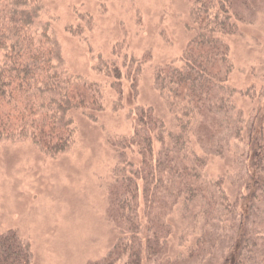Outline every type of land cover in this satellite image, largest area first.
I'll list each match as a JSON object with an SVG mask.
<instances>
[{
  "label": "rangeland",
  "instance_id": "1",
  "mask_svg": "<svg viewBox=\"0 0 264 264\" xmlns=\"http://www.w3.org/2000/svg\"><path fill=\"white\" fill-rule=\"evenodd\" d=\"M45 2L65 69L103 83L104 110H73L74 142L53 158L31 140L0 142V231H18L31 264H233L237 230L264 232V0H214L211 14L225 6L234 33L217 46L226 61L207 50L221 99L208 106L203 95L192 114L171 105L156 76L184 64L197 0ZM100 61L120 70L117 90ZM142 111L165 128L152 134L147 185L138 179L116 220L111 191L142 160L132 143ZM252 239L246 264L261 255Z\"/></svg>",
  "mask_w": 264,
  "mask_h": 264
},
{
  "label": "trees",
  "instance_id": "2",
  "mask_svg": "<svg viewBox=\"0 0 264 264\" xmlns=\"http://www.w3.org/2000/svg\"><path fill=\"white\" fill-rule=\"evenodd\" d=\"M213 2L197 0L192 10L200 26L183 56L184 64L162 69L156 76L158 90L169 95L171 105L184 107L185 113L190 110L192 114L197 111L194 109L200 111L215 97L221 99L216 90L222 80L208 68L212 61L207 50H214L215 60L226 61V50L217 46L222 43V36L234 33V24L225 6L211 14ZM46 7L45 0H0V142L31 140L46 156L53 158L68 151L74 142L73 110H82L91 118L104 110V88L99 81L75 76L65 69L60 42L50 32L49 21L43 19ZM99 63L96 69L113 78L112 87L117 90L121 83L120 70L111 69L105 61ZM118 96L120 100L122 95L118 93ZM180 98L186 102L178 101ZM152 116L146 111L140 113L132 138V143L137 140L142 157L139 167L134 168L129 162L128 166L133 167L130 176L118 178L112 188L110 215L116 220L123 217L125 207H133L138 179L148 183L149 173L143 168L148 166L153 154L152 134L165 128ZM262 197L264 202V195ZM237 231L240 238L234 246L238 253L233 264H246L243 250L250 249L246 241L249 236L253 237L250 247L261 251L255 259L263 264L264 232L251 234L244 228ZM133 255L137 253L134 251ZM31 259L30 244L18 231H0V264H31ZM247 260L251 261V257ZM256 261L253 264H259Z\"/></svg>",
  "mask_w": 264,
  "mask_h": 264
}]
</instances>
